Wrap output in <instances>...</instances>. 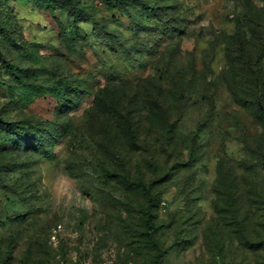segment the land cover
<instances>
[{"label":"rangeland","instance_id":"374dc122","mask_svg":"<svg viewBox=\"0 0 264 264\" xmlns=\"http://www.w3.org/2000/svg\"><path fill=\"white\" fill-rule=\"evenodd\" d=\"M0 119V264H264V0H0Z\"/></svg>","mask_w":264,"mask_h":264},{"label":"trees","instance_id":"16d2710c","mask_svg":"<svg viewBox=\"0 0 264 264\" xmlns=\"http://www.w3.org/2000/svg\"><path fill=\"white\" fill-rule=\"evenodd\" d=\"M47 3L51 6L57 5L58 3H65V4H71L72 0H46ZM159 90L162 91V88L159 87ZM162 94V93H161ZM167 101V99H165ZM166 101H164L163 97L160 95L158 98L157 104L160 109L166 105ZM169 119L165 120L166 126L167 123L169 124ZM25 125V126H22ZM29 124L27 123H5L3 120L0 119V130L8 135H12L14 137H17L20 139L22 137L21 133L19 130H22L23 132H28L29 131ZM167 129L169 126L166 127ZM131 129H128V132H131ZM31 133V132H30ZM33 135V134H32ZM137 187L140 188L144 193H146L147 197L149 198L148 200V205L145 211V227L147 231L153 232L156 230L154 223V216H153V209L155 208V202L154 199L151 195V190L148 188L143 182L138 181L137 182Z\"/></svg>","mask_w":264,"mask_h":264}]
</instances>
